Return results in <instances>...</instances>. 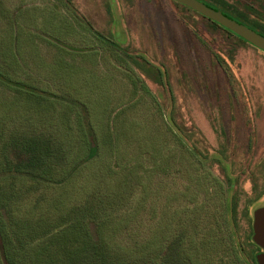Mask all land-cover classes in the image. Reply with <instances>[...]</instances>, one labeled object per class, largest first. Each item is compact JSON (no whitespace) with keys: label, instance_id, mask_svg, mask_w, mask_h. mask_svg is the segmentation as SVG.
Listing matches in <instances>:
<instances>
[{"label":"rangeland","instance_id":"obj_1","mask_svg":"<svg viewBox=\"0 0 264 264\" xmlns=\"http://www.w3.org/2000/svg\"><path fill=\"white\" fill-rule=\"evenodd\" d=\"M67 1L76 12L65 0H0V36L16 35L21 54L9 62L22 67L28 88L39 87L34 97L0 82V118L10 116L12 132L33 113L26 132L46 143L54 144L55 131L62 142L69 128L66 159L76 171L61 195L75 208L84 201L76 199L80 191L100 185L101 194L120 193L124 226L115 238H175V212L189 215L198 194L202 234L194 240H201L202 264H256L251 235L253 211L264 206V53L172 0ZM222 1L264 32V0ZM50 86L53 95L44 90ZM82 106L98 150L75 164ZM181 126L192 130L183 132L184 147ZM192 144L210 162L196 163L187 151ZM64 161L55 158L59 166ZM123 214H133L127 225Z\"/></svg>","mask_w":264,"mask_h":264},{"label":"trees","instance_id":"obj_2","mask_svg":"<svg viewBox=\"0 0 264 264\" xmlns=\"http://www.w3.org/2000/svg\"><path fill=\"white\" fill-rule=\"evenodd\" d=\"M199 1L221 10L225 16L244 23L264 36V32L250 25L246 14L228 1L213 0L218 3L214 5L208 4L207 0ZM65 3L76 12L69 1L65 0ZM222 7L230 8L231 12ZM15 36H0V82L16 93L35 94L34 97H38L39 87L28 88L23 77L19 76L22 67L17 62H9L10 58L19 57L20 54ZM11 37L13 43L10 44ZM112 44L118 47L116 43ZM44 90L53 95L51 86ZM40 91L43 92V89ZM79 109V120L84 119L86 123L77 132L79 152L73 163L84 164L96 157L98 146L88 113L83 106ZM33 116L31 113V117L20 118L17 124L23 125L25 121L27 127L13 126L12 132L9 130L10 116L0 118V126L4 127L0 132V264H202V243L199 238L194 240L195 236L202 234V201H199L198 194L191 196L194 205L189 210L190 216H181L179 210L175 212L173 224H177L172 231L175 238H160L159 242L115 238L119 234V227L124 226L118 219L119 201L123 197L120 193L101 194L98 185L75 195L76 199L83 198V204L70 208L61 190L64 184L73 182V173L76 171L73 170L75 165H68L66 159L72 149L68 141L71 132L65 127L63 130L68 139L64 136L62 142L56 143L55 131L54 144L50 138L47 143L43 142L26 132L33 124ZM8 130L9 135L6 137ZM185 130L191 129L181 126L180 131H177L180 138L178 142L182 147L185 144ZM17 133L25 134L26 137H16ZM187 151L201 166L206 161L210 162L208 152H200L193 144ZM58 154L65 158L64 166L56 164ZM155 157L150 155L153 161ZM138 165L136 159V171ZM224 172L229 173L225 167ZM62 206L65 209L62 210ZM132 218L133 214H123V223L127 225Z\"/></svg>","mask_w":264,"mask_h":264},{"label":"water","instance_id":"obj_3","mask_svg":"<svg viewBox=\"0 0 264 264\" xmlns=\"http://www.w3.org/2000/svg\"><path fill=\"white\" fill-rule=\"evenodd\" d=\"M172 1L192 10L209 21L216 23L251 46L264 52V36L255 30L225 16L221 11L213 9L199 0ZM251 239L255 245L264 250V206L256 208L253 211ZM255 262L256 264H264V252L256 254Z\"/></svg>","mask_w":264,"mask_h":264},{"label":"flooded vegetation","instance_id":"obj_4","mask_svg":"<svg viewBox=\"0 0 264 264\" xmlns=\"http://www.w3.org/2000/svg\"><path fill=\"white\" fill-rule=\"evenodd\" d=\"M260 207H262V206H260ZM251 237H252V235H251ZM255 245V244H254ZM255 248H256V254L257 253H260V252H264V250H262L260 247H258L257 245H255ZM256 254H255V256H256Z\"/></svg>","mask_w":264,"mask_h":264},{"label":"crops","instance_id":"obj_5","mask_svg":"<svg viewBox=\"0 0 264 264\" xmlns=\"http://www.w3.org/2000/svg\"><path fill=\"white\" fill-rule=\"evenodd\" d=\"M253 47V46H252ZM255 48V47H254ZM257 49V48H256ZM259 50V49H258ZM261 51V50H260ZM264 53V52H263Z\"/></svg>","mask_w":264,"mask_h":264}]
</instances>
